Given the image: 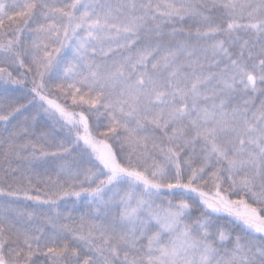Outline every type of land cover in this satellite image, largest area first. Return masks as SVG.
<instances>
[{
    "label": "snow or ice",
    "instance_id": "6c2138e0",
    "mask_svg": "<svg viewBox=\"0 0 264 264\" xmlns=\"http://www.w3.org/2000/svg\"><path fill=\"white\" fill-rule=\"evenodd\" d=\"M0 264H264V0H0Z\"/></svg>",
    "mask_w": 264,
    "mask_h": 264
},
{
    "label": "trees",
    "instance_id": "16d2710c",
    "mask_svg": "<svg viewBox=\"0 0 264 264\" xmlns=\"http://www.w3.org/2000/svg\"><path fill=\"white\" fill-rule=\"evenodd\" d=\"M9 2H10V0H9ZM34 207H36V206H34V205H33V206H30V207H29V210H31V209L34 208Z\"/></svg>",
    "mask_w": 264,
    "mask_h": 264
}]
</instances>
